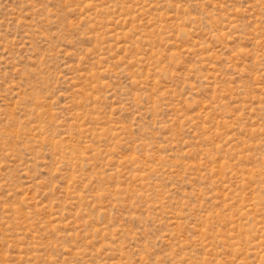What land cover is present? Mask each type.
<instances>
[{
  "label": "rangeland",
  "instance_id": "374dc122",
  "mask_svg": "<svg viewBox=\"0 0 264 264\" xmlns=\"http://www.w3.org/2000/svg\"><path fill=\"white\" fill-rule=\"evenodd\" d=\"M0 264H264V0H0Z\"/></svg>",
  "mask_w": 264,
  "mask_h": 264
}]
</instances>
